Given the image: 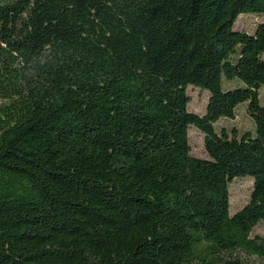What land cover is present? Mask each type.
Instances as JSON below:
<instances>
[{
    "label": "trees",
    "instance_id": "1",
    "mask_svg": "<svg viewBox=\"0 0 264 264\" xmlns=\"http://www.w3.org/2000/svg\"><path fill=\"white\" fill-rule=\"evenodd\" d=\"M263 85L264 0H0V264H264Z\"/></svg>",
    "mask_w": 264,
    "mask_h": 264
},
{
    "label": "rangeland",
    "instance_id": "2",
    "mask_svg": "<svg viewBox=\"0 0 264 264\" xmlns=\"http://www.w3.org/2000/svg\"><path fill=\"white\" fill-rule=\"evenodd\" d=\"M236 19H238L235 22V27L237 29H244L250 32L254 24H256V20L259 18L251 13H241ZM186 92L189 96L188 110L201 114L206 102L207 92L196 87H188ZM258 94L260 103L264 104V85L258 89ZM216 125L234 126L240 130L251 129L252 127L250 118L245 112L244 104L236 107L232 119H220ZM188 132L191 154L196 157H205L206 155L202 147V134L192 126H190V129L188 128ZM250 186L251 179L249 177L234 178V180L228 184L230 214L239 209L247 201ZM251 234L264 236V219H260L257 222Z\"/></svg>",
    "mask_w": 264,
    "mask_h": 264
}]
</instances>
